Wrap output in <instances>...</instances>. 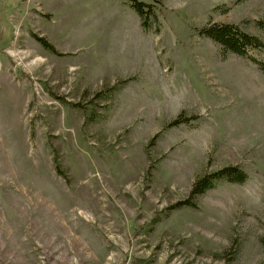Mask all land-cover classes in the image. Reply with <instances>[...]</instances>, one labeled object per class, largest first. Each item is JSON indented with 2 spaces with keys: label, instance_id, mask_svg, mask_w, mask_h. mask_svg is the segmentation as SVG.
Returning <instances> with one entry per match:
<instances>
[{
  "label": "rangeland",
  "instance_id": "374dc122",
  "mask_svg": "<svg viewBox=\"0 0 264 264\" xmlns=\"http://www.w3.org/2000/svg\"><path fill=\"white\" fill-rule=\"evenodd\" d=\"M135 1L0 0V264H264V0Z\"/></svg>",
  "mask_w": 264,
  "mask_h": 264
},
{
  "label": "trees",
  "instance_id": "16d2710c",
  "mask_svg": "<svg viewBox=\"0 0 264 264\" xmlns=\"http://www.w3.org/2000/svg\"><path fill=\"white\" fill-rule=\"evenodd\" d=\"M133 1L136 2L135 0ZM152 1L160 2L162 0ZM144 6L145 5L143 3L132 5L135 11L143 19V27L146 29L150 27L148 20L151 19L152 15L154 17H156V15L154 12L146 10ZM259 25L262 27V29H264L263 22H260ZM199 33L200 35L209 38L216 44L220 45L224 52L247 57L256 63L262 71H264V61L260 60L256 56L257 52L264 51V41L261 38L245 32L238 25L225 23H211L200 29ZM41 41L46 50L56 53L55 48L49 44L47 40L41 39ZM183 123V120L180 118L179 120L175 121L173 125L177 126ZM248 178V174L240 168L228 167L216 173L206 175L205 177L196 181V183L193 185L191 195L192 197L201 196L207 191L213 189L217 183L223 181L234 184H244ZM186 203L188 204L189 202Z\"/></svg>",
  "mask_w": 264,
  "mask_h": 264
}]
</instances>
